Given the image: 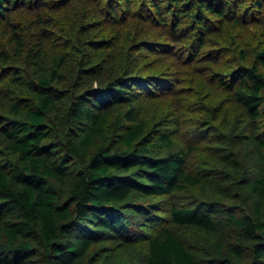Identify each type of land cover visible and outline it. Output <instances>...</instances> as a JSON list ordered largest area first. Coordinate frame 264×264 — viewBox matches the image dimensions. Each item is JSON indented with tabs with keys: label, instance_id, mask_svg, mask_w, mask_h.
Wrapping results in <instances>:
<instances>
[{
	"label": "trees",
	"instance_id": "1",
	"mask_svg": "<svg viewBox=\"0 0 264 264\" xmlns=\"http://www.w3.org/2000/svg\"><path fill=\"white\" fill-rule=\"evenodd\" d=\"M252 9L264 15V0H0V264H103L102 240L135 236L125 209L154 214L190 186L227 196L231 171L254 194L253 213L224 212L204 195L171 201L170 219L209 231L230 224L245 248L204 259L166 224L147 236L145 264H264V45L252 62L243 49L242 61L231 55L234 68L216 79L225 100L198 92L194 143L158 150L176 143L173 130L143 114L170 89L153 74L166 65L152 56L161 35L189 55L217 47L216 57H229V26L256 21ZM202 134L210 152L196 141ZM198 150L210 163L194 171Z\"/></svg>",
	"mask_w": 264,
	"mask_h": 264
},
{
	"label": "rangeland",
	"instance_id": "2",
	"mask_svg": "<svg viewBox=\"0 0 264 264\" xmlns=\"http://www.w3.org/2000/svg\"><path fill=\"white\" fill-rule=\"evenodd\" d=\"M255 12L259 11L255 9L250 11L248 15L250 20L256 15ZM256 16V21H244L243 24H233L229 26V28H234L235 30L230 32L229 35L227 34L225 40L222 41L223 52L229 57H216L212 51L217 50V47H206L202 49L199 54L189 55V52L186 53L185 49H181L180 45L172 40V47L170 45H165L166 42H171L167 37L161 35L156 45H154L155 48L152 56L156 54L158 59L165 62L166 65L159 71H154L153 74L157 78H160V75H162L163 78L169 82L170 89L168 92H166L167 90H165V92L159 91V94L153 97V103L145 105L143 114L153 119L155 116L161 118V130H168L169 132L173 130L172 137H175L176 143L173 146L168 143H160L159 147L157 146L158 150H178L186 147L187 144L194 143L197 133L202 129V127L197 125L198 123L194 122L196 118L201 116L199 112V104L201 103L197 101V98H199L198 92L203 91L205 94H208L205 98V102L207 103L212 99L220 103L228 97L225 90H222L220 86H218L219 82H217L216 79L220 76L227 77L232 68H234L236 61L231 58L233 53L238 56L237 52L239 53L243 49L247 51L249 61L252 62L257 58L258 51L264 45V15L257 14ZM260 18H262V21ZM244 19H247V17L243 16V20ZM121 27L134 28L127 23ZM162 28H164V26L158 27L156 30L160 33L162 32ZM158 51L166 54H158ZM182 54L184 55L183 57H181ZM238 58V60L242 61L239 56ZM143 92L141 95H143ZM1 104L2 99H0V105ZM226 104L230 106L231 103L228 100ZM233 106L235 107L234 104ZM233 111H235L237 115L241 113V111L235 107L230 111V115H234ZM212 112L213 111H211V113ZM114 122L116 125H119L120 118L115 117ZM203 130L205 131L206 129L203 128ZM205 136L208 138L210 137L206 134H202L201 136H197L196 141L204 147L206 152H210V139L204 141ZM253 153L255 154L254 149L248 153V157L246 158L250 159ZM229 156L224 158H229ZM233 161L235 163L239 162L236 159H233ZM191 162L194 171L204 169L208 167L210 163L208 157L203 154L202 150H198L196 154H191ZM229 174L230 180L223 185L225 190L228 191L227 196H222L202 186H190L187 188L186 192L179 193L174 197L169 196L165 202H163V200L160 201L157 207L158 210L154 214L147 213L146 210H141V208L125 209L126 221L128 220L132 225V227H130L132 231L131 238L135 236L133 239H125L122 243L117 241L119 244L116 241L102 240L97 245L96 249L100 253L103 252L104 249H107L108 255H104V257H107L105 260H102L103 264H117L122 257L132 261L131 264H145L148 254L147 236L151 232L157 230L161 225L166 224L174 226L195 255L203 257L204 259L217 257L218 254H221L224 250H230L234 244L244 249L245 246L241 244L242 242H240L238 238L237 228L230 224L226 223L223 225L221 231H209L195 226L174 225L170 219L169 204L171 201H179L182 202V204L192 203L204 195L218 203V205L223 208L224 212L232 211L237 215L253 213L255 209L254 194L249 189L238 187V176L234 171H231ZM161 198L164 199L165 197L160 196L157 200ZM148 202L149 200H145L143 204H147ZM221 216L226 215L219 214L216 218L219 219ZM94 250L95 248L93 251ZM247 262L248 260L245 259L244 263Z\"/></svg>",
	"mask_w": 264,
	"mask_h": 264
}]
</instances>
